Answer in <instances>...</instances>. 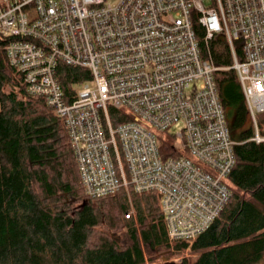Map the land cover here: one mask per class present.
<instances>
[{
  "label": "built area",
  "instance_id": "obj_1",
  "mask_svg": "<svg viewBox=\"0 0 264 264\" xmlns=\"http://www.w3.org/2000/svg\"><path fill=\"white\" fill-rule=\"evenodd\" d=\"M212 1L0 0L8 64L26 93L63 120L85 195L154 192L170 242L192 243L218 216L235 164L218 68L202 57L192 17L206 41L225 38L251 140L264 143L256 118L264 112V0ZM59 61L90 73L70 100L54 77ZM110 108L128 120L117 115L112 125ZM161 141H170L174 156L162 159Z\"/></svg>",
  "mask_w": 264,
  "mask_h": 264
},
{
  "label": "trees",
  "instance_id": "obj_2",
  "mask_svg": "<svg viewBox=\"0 0 264 264\" xmlns=\"http://www.w3.org/2000/svg\"><path fill=\"white\" fill-rule=\"evenodd\" d=\"M192 28L202 57L218 68L214 80L235 164L225 181L230 199L190 244L168 240L154 192L85 195L63 120L43 98L26 93L0 41V264H169L187 250L192 256L180 264H264V143L251 140L225 38L206 41L196 17ZM54 70L66 100L91 79L87 69L60 61ZM110 114L112 125L117 115L128 120L122 110ZM256 118L264 127V112ZM173 148L161 141L162 159L174 156Z\"/></svg>",
  "mask_w": 264,
  "mask_h": 264
},
{
  "label": "rangeland",
  "instance_id": "obj_3",
  "mask_svg": "<svg viewBox=\"0 0 264 264\" xmlns=\"http://www.w3.org/2000/svg\"><path fill=\"white\" fill-rule=\"evenodd\" d=\"M109 2H110V3H114L115 0H109ZM202 3H203V5H204V7H212V6H213V1H212V0H202ZM75 89H76V90L80 89V85L75 86ZM180 127H181V124H180V123L173 125V126L170 128L169 133H175V132H177V131L180 129ZM154 133H155L156 135H157V134H160L159 132H154ZM162 134H163V135H166V133H162ZM260 208H261V207H260ZM261 209H263V208H261ZM263 210H264V209H263ZM190 255H191V254H190L189 251L187 250V251H185V252L183 253V255H174V256H172L171 258L167 259L166 262L169 263V264H180V263H181V260H182L183 257H190ZM191 256H192V255H191ZM174 260H179V262H178V263H174Z\"/></svg>",
  "mask_w": 264,
  "mask_h": 264
}]
</instances>
